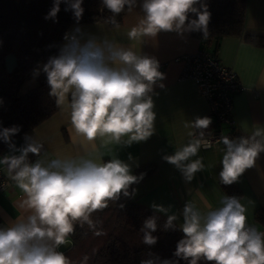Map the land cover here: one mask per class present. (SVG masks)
I'll list each match as a JSON object with an SVG mask.
<instances>
[{
  "label": "clouds",
  "instance_id": "clouds-1",
  "mask_svg": "<svg viewBox=\"0 0 264 264\" xmlns=\"http://www.w3.org/2000/svg\"><path fill=\"white\" fill-rule=\"evenodd\" d=\"M61 2L67 4L65 10H71L77 21L81 19L83 0H54L45 19H55ZM102 4L115 23L126 9L134 10L137 0H102ZM140 7L143 15L128 31L130 40L155 38L161 31H200L208 35L211 13L201 0H143ZM190 13L197 18L189 19ZM64 39L59 54L50 57L37 72L46 74L49 95L57 107L68 101L70 139L78 151L76 155L33 162L29 154L40 157L44 150L35 136L25 134L24 146L16 148L12 137L20 127L0 130V139L18 153L0 158V165L6 167L9 179L24 193L19 204L23 215L0 226V264H73L59 249L74 233L76 224H87L95 235H101L96 228L102 222H94L92 213L107 208L121 194L128 196L129 187L142 178L133 175L131 166L119 158L105 161L100 149L110 144L131 145L154 134L152 93L165 78L158 60L106 36H85L79 27L66 33ZM159 87L164 85L159 83ZM210 124L209 117L187 122L185 127L197 130L198 135L189 132L192 138L188 143L164 157L187 181L204 169L203 157L198 153L212 146L204 131ZM220 139L225 151L219 178L231 185L264 152V127H254L246 136ZM220 204L207 212H201L191 201L185 204L180 225L184 238L177 243L174 255L188 264H199L201 260L211 264H264V231L248 224L246 208L237 197L223 196ZM152 207L168 211L163 206ZM176 219L175 214L169 215L165 229H174ZM140 231L143 243L154 245L156 218H147ZM88 259L85 255L82 264ZM141 264L155 261L146 259ZM160 264L174 262L165 259Z\"/></svg>",
  "mask_w": 264,
  "mask_h": 264
},
{
  "label": "crops",
  "instance_id": "crops-1",
  "mask_svg": "<svg viewBox=\"0 0 264 264\" xmlns=\"http://www.w3.org/2000/svg\"><path fill=\"white\" fill-rule=\"evenodd\" d=\"M142 2L143 0H137L134 10H126L120 24L115 26L103 21L70 24L64 32L60 48L66 43L65 34L74 32L79 27L85 36H106L164 64L159 71L164 73L165 78L154 86L152 93L153 110L156 114L154 134L145 141L133 142L131 145L110 144L100 151L104 154L105 161L116 157L128 163L133 175L138 166L154 163L156 170L133 186L132 197L154 211L153 204L168 209L167 212H157L167 216L175 214L177 219L174 222L180 227L183 223V208L187 202L195 203L201 212L222 206L220 201L226 195L220 187L219 173L222 170L221 160L225 147L216 144L208 149L201 148L198 156L203 157L204 169L196 172L191 181H187L180 170L164 159L188 143L192 138L189 137V132L198 135L197 130L185 127L187 122L194 121L197 117L211 118L208 104L197 94L194 82L180 79L182 67L175 59L179 55L202 48V45L215 53L224 66L236 73L242 87L233 96V138L251 134L254 127H264V47L256 46L245 38L246 34L264 35V0H246L243 32L240 35L223 36L216 47L215 44H202L191 32L181 34L161 31L155 38L130 40L127 33L143 15L140 7ZM159 83L164 87H159ZM70 128V108L66 101L48 118L24 132V142L27 134L35 136L44 145L41 156H35L30 161L76 155L78 147L70 139ZM97 143L99 145V141ZM2 173L8 181L6 189L0 194V226H5L23 215L19 204L24 193L9 179L5 166ZM234 183L241 192L239 199L246 208L248 224L260 231L264 230V225L254 218L255 210L264 206V152L260 153L255 165L245 170ZM69 240L68 237L60 251L69 247Z\"/></svg>",
  "mask_w": 264,
  "mask_h": 264
},
{
  "label": "trees",
  "instance_id": "trees-1",
  "mask_svg": "<svg viewBox=\"0 0 264 264\" xmlns=\"http://www.w3.org/2000/svg\"><path fill=\"white\" fill-rule=\"evenodd\" d=\"M53 3L54 0H0V130L19 126L20 131L12 137L13 142L22 139L24 132L58 108L55 99L49 95L47 76L42 70L36 75L37 84L34 87L17 94L18 87L29 77L32 67L38 62L44 65L50 57L58 55L64 32L70 24L103 21L115 26L120 24L127 10L113 23L111 13L103 6L102 0H83L84 12L77 21L71 10H65L67 4L61 2L55 19H45ZM201 3L206 4L211 13L208 35L205 37L200 31L191 34L202 44H215L216 47L223 36L243 32L246 0H201ZM196 7L200 8V4ZM195 18L194 13L189 14V19ZM245 38L256 46L264 47V35L246 34ZM11 53L16 57V65L12 71H7L5 57ZM213 128L211 120L205 136ZM8 147L0 139V157ZM34 157L30 153L28 158L32 160ZM155 170L156 165L149 162L138 166L134 175L142 177L140 182ZM135 184L129 187L128 196L121 194L118 200L110 201L107 208L92 213L94 222H102L96 228L101 235H95L87 224L83 227L76 224L74 233L69 236L71 244L63 251L73 264H82L85 255L89 257L87 264H141L146 259H153L155 264L165 259L174 264H188L174 255L177 243L184 238L181 228L174 222V229H165L167 215L136 202L132 197ZM220 187L226 196L238 199L241 196L235 183L225 185L220 181ZM150 217H155L157 221V231L152 233L157 242L151 246L143 243L140 231L144 221ZM254 218L264 225V206L255 210ZM199 264L211 262L201 260Z\"/></svg>",
  "mask_w": 264,
  "mask_h": 264
},
{
  "label": "built area",
  "instance_id": "built-area-1",
  "mask_svg": "<svg viewBox=\"0 0 264 264\" xmlns=\"http://www.w3.org/2000/svg\"><path fill=\"white\" fill-rule=\"evenodd\" d=\"M175 60L181 63L180 79L192 80L197 94L208 104L214 128L205 138L211 141L212 146L223 145L220 138L222 136L233 138L235 129L232 117L233 96L242 89L236 73L224 66L217 56L206 48L184 53ZM163 67L164 64L159 62V70ZM2 168L3 165L0 166V194L8 185Z\"/></svg>",
  "mask_w": 264,
  "mask_h": 264
},
{
  "label": "rangeland",
  "instance_id": "rangeland-1",
  "mask_svg": "<svg viewBox=\"0 0 264 264\" xmlns=\"http://www.w3.org/2000/svg\"><path fill=\"white\" fill-rule=\"evenodd\" d=\"M43 63H36L29 72V77L18 87L17 94L20 95L37 84L36 75L38 69H42Z\"/></svg>",
  "mask_w": 264,
  "mask_h": 264
},
{
  "label": "water",
  "instance_id": "water-1",
  "mask_svg": "<svg viewBox=\"0 0 264 264\" xmlns=\"http://www.w3.org/2000/svg\"><path fill=\"white\" fill-rule=\"evenodd\" d=\"M5 64H6V69L7 71H12V69L15 67L16 65V57L14 54H8L5 57ZM16 145V148H20L22 146H24L25 142L23 141V139H19L17 141L14 142ZM16 152H13L9 147L6 149V151L3 153L2 156L5 155H15Z\"/></svg>",
  "mask_w": 264,
  "mask_h": 264
}]
</instances>
